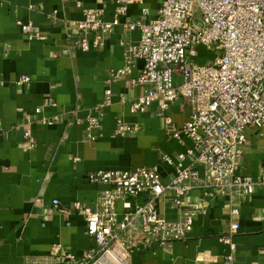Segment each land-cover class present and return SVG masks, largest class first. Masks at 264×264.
<instances>
[{"label": "crops", "instance_id": "obj_1", "mask_svg": "<svg viewBox=\"0 0 264 264\" xmlns=\"http://www.w3.org/2000/svg\"><path fill=\"white\" fill-rule=\"evenodd\" d=\"M161 1L139 0L129 15L137 19L148 7L151 20ZM114 6V0H0V264L81 261L97 247L87 233L83 211L99 208L104 188L90 183L87 174L159 165L168 181L175 167L162 156L175 157L192 145L184 134L180 141L169 130L182 129L191 112L188 100L178 96L170 104V125L158 114L162 97L145 112H134L130 103L142 88L133 87L129 78L108 80L109 72L124 64L126 47L140 39L139 27L117 25L99 49L69 48L66 33L75 31L84 8L104 7L110 20ZM20 21L31 22L40 37L29 39ZM141 65L139 61L133 75ZM22 74L31 81L18 85ZM108 88L112 102L102 108L100 126L88 129L87 118L104 101ZM120 119L136 129L118 133ZM27 130L35 139L33 147ZM246 137L238 173L258 180L264 176V134L249 127ZM200 171L203 174L202 167ZM208 192L199 185L184 199L186 207L198 209L187 237L165 243L142 240L126 255L125 264H264V184L249 195ZM172 197L168 192L158 206L163 216L174 220L181 213ZM53 199L59 200V208H54ZM76 203L80 210H75ZM117 207L125 210L122 201ZM233 209L238 214H232ZM232 220L239 222V230L232 237L234 257L228 263L230 245L220 237ZM68 252L75 260L62 259Z\"/></svg>", "mask_w": 264, "mask_h": 264}, {"label": "built area", "instance_id": "obj_2", "mask_svg": "<svg viewBox=\"0 0 264 264\" xmlns=\"http://www.w3.org/2000/svg\"><path fill=\"white\" fill-rule=\"evenodd\" d=\"M138 1L114 0L110 20L105 18L104 7L84 8L75 31H67L66 42L69 48L83 51L99 49L117 25L130 30L139 27L140 39L126 47L124 64L112 69L108 80L129 78L133 87L142 88L130 103L134 112H145L162 97L158 114L170 125L171 118L166 114L170 104L178 96L188 100L191 112L182 129L169 130L180 141L184 134L192 145L175 157L162 156L175 167L168 181L163 179L159 165L99 169L87 174L90 183L104 186L99 208L83 211L87 233L94 237L97 247L76 264H87L94 255L114 249L120 250L126 262V255L142 240L165 243L187 237L198 209L186 207L184 199L196 186L202 185L212 195L216 192L231 196L252 194L257 185L264 184V176L254 180L238 173L247 129L255 127L264 134V0H162L157 16L151 20L148 7L142 8L139 18L130 17V7ZM196 18L201 23H196ZM19 25L29 39L40 37L32 30L31 22L20 21ZM201 46L214 53L210 61L195 60ZM139 61V72L133 75ZM30 81L29 75L22 74L16 83ZM105 92L104 101L87 118L88 129L100 126L101 110L112 102V89ZM135 129L119 120L118 133ZM25 136L33 147L31 131L27 130ZM168 192H173L172 205L180 211V218L167 219L159 210L158 203ZM141 196L145 200H139ZM119 201L123 212L118 210ZM59 204L58 199H53L54 208ZM74 208L80 210V203ZM232 214H238V210L233 209ZM238 230L239 222L232 220L227 233L220 237L230 245L228 263L233 262L231 241ZM63 256L68 262L75 260L70 252ZM59 258L60 255L56 257Z\"/></svg>", "mask_w": 264, "mask_h": 264}, {"label": "rangeland", "instance_id": "obj_3", "mask_svg": "<svg viewBox=\"0 0 264 264\" xmlns=\"http://www.w3.org/2000/svg\"><path fill=\"white\" fill-rule=\"evenodd\" d=\"M196 23H201L200 18L195 19ZM214 53L211 51H208L202 47L197 48V56L195 57V60L198 62H205V58H208L209 61L213 58ZM104 254H97L94 255L90 260H88L87 264H95L99 259H101Z\"/></svg>", "mask_w": 264, "mask_h": 264}, {"label": "bare ground", "instance_id": "obj_4", "mask_svg": "<svg viewBox=\"0 0 264 264\" xmlns=\"http://www.w3.org/2000/svg\"><path fill=\"white\" fill-rule=\"evenodd\" d=\"M120 250L114 249L106 253L95 264H124L123 257L119 255Z\"/></svg>", "mask_w": 264, "mask_h": 264}]
</instances>
